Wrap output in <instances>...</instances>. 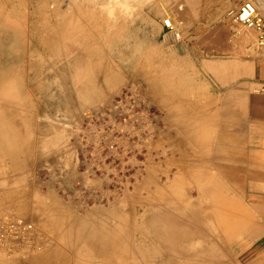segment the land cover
I'll use <instances>...</instances> for the list:
<instances>
[{
	"label": "rangeland",
	"instance_id": "374dc122",
	"mask_svg": "<svg viewBox=\"0 0 264 264\" xmlns=\"http://www.w3.org/2000/svg\"><path fill=\"white\" fill-rule=\"evenodd\" d=\"M186 1L0 0V106L4 107H0V213L13 218H23L25 215L23 219L26 220L27 216L36 228L31 244L27 243L10 252L1 250L0 264H86L88 256L93 264H111L113 261L104 260L103 244L92 243L94 238L103 240L101 229L97 232L94 226L101 222L103 226L114 225V218L111 217L129 214L127 211L139 214L138 211L134 212V208H138L136 201L146 199L156 191L165 196L172 192L181 193L184 194L185 202L189 199L188 202L198 203V189L188 182L201 180L203 183L200 176L191 177L190 174V180H186L188 175L183 178L179 176L178 180L182 181L178 184L179 188L175 187L176 190L168 185L174 178L173 174L178 172L177 165L171 162L179 157V153L173 149L174 143L178 142L175 137H198V134L205 137L202 144L209 146L205 151L206 161L203 156L199 157L200 161L219 185L217 187L221 186L224 192L223 199L218 198L215 203L205 200L202 205H193L200 211L196 221L198 219L199 226L211 223L210 220H204V210L210 206H214L215 210L221 207L227 210L221 214L224 215L221 221L225 222L226 218L230 216L229 219H232V215H235V225L229 229L234 231L230 235L233 239L227 244L220 242L227 228L216 226L213 234L218 235L219 243L211 246L206 241L201 245L214 251V262L207 260L201 251L196 257H173L171 263L251 264L254 257L264 256V217L260 215L264 212V126L260 124V105L264 102V45L256 43L252 31L228 19L226 12L235 0ZM251 1L261 11L264 0ZM107 6L110 8L107 9ZM167 17L174 25L172 31L162 25V20ZM105 48L110 49L109 52ZM229 71L235 76L224 77ZM94 88L97 92H93ZM48 94L51 98L47 97ZM105 96L108 98L105 99ZM95 99L98 103L93 101ZM67 100L72 102L68 104ZM201 100L205 102L202 104ZM229 103L235 104L234 115L229 111ZM169 115L170 118H166ZM230 116L235 122L233 128L228 124V119L232 121ZM46 118L50 120L46 122ZM48 127L51 129L48 130ZM229 129L235 131L237 136H231ZM53 130L56 132L54 138L49 136L54 133ZM44 151L47 155H44ZM51 155H54L53 159ZM207 171L205 173L208 175ZM228 200L235 203L231 206ZM175 206L178 205L175 203ZM20 209L25 213H20ZM52 212L58 217L51 216ZM105 212L111 215L108 220L102 218ZM244 214H247L246 217ZM161 216L166 218L165 214ZM190 220L189 215L188 224L191 228ZM258 225L261 226L259 230ZM195 226L193 230H196V235L191 232V236L188 234L189 239L200 237L202 240L211 236L198 224ZM125 227L126 236L130 234L129 240L133 246H143L144 251H148L155 245V257H160H153L154 260L151 259L147 264L166 260V251L161 247L166 233L159 230L155 234L148 226H141V232L138 230L136 233L134 229ZM139 237L141 240L145 237L142 242L147 244L142 243ZM137 258L143 260L141 256ZM124 260L114 259L113 264H122ZM125 262H133L132 257Z\"/></svg>",
	"mask_w": 264,
	"mask_h": 264
},
{
	"label": "bare ground",
	"instance_id": "6f19581e",
	"mask_svg": "<svg viewBox=\"0 0 264 264\" xmlns=\"http://www.w3.org/2000/svg\"><path fill=\"white\" fill-rule=\"evenodd\" d=\"M186 1V0H185ZM110 2V1H109ZM187 2V1H186ZM113 3V2H112ZM115 3V2H114ZM113 3V4H114ZM106 4H107V2H106ZM110 5H111V7L113 8V6H112V4L110 3ZM1 7V6H0ZM100 7H102V6H100ZM108 7L109 6H107V9H108ZM110 8V7H109ZM2 8H0V10H1ZM2 12V11H1ZM106 12H107V10H106ZM112 12V11H111ZM108 13V12H107ZM127 13V12H126ZM3 16H4V14H3ZM77 16V15H76ZM110 16V15H109ZM113 16V15H112ZM136 16H137V14H136ZM91 18V17H90ZM114 18V17H113ZM113 18H112V20H113ZM135 18V17H134ZM41 19V18H40ZM133 19V18H132ZM77 20V19H76ZM140 20H141V18H140ZM69 21V20H68ZM78 21V20H77ZM133 21V20H132ZM131 21V18H130V22H132ZM70 22H71V20H70ZM76 22V21H75ZM112 22V21H111ZM116 22V21H115ZM114 22V23H115ZM69 23V22H68ZM103 23V22H102ZM113 23V24H114ZM11 24V23H10ZM101 24V23H100ZM108 24V23H107ZM135 25H136V23H135ZM44 26V25H43ZM71 26V25H70ZM75 26V25H74ZM74 26H73V28H74ZM108 26V25H107ZM113 26V25H112ZM109 28V27H108ZM108 28H107V30H108ZM110 28H111V26H110ZM135 28V27H134ZM29 30V29H28ZM63 30V29H62ZM136 30V29H135ZM81 31V30H80ZM106 31V30H105ZM133 31V30H132ZM29 32H30V30H29ZM8 33V32H7ZM53 33H54V31H53ZM75 33V32H74ZM56 34H58V33H56ZM78 34V33H77ZM103 34V33H102ZM30 35V34H29ZM37 35H39V34H37ZM70 35V34H69ZM8 36V35H7ZM6 36V37H7ZM9 36H11V35H9ZM36 36V35H35ZM60 36V35H59ZM73 36V35H72ZM94 36V35H93ZM177 36V35H176ZM113 37V36H112ZM179 37V36H178ZM36 38V37H35ZM58 38V37H57ZM57 38H56V40H57ZM124 38V37H123ZM123 38H120V39H123ZM71 39V38H70ZM96 40V39H95ZM113 40H116V39H113ZM119 40V39H118ZM84 41H86V40H84ZM122 41V40H121ZM114 42V41H113ZM105 43V42H104ZM116 43H117V41H116ZM87 44V43H86ZM89 44V43H88ZM109 44V43H108ZM110 45V44H109ZM111 45H114V44H111ZM56 46H57V44H56ZM70 46H71V44H70ZM105 46H107V45H104V47ZM134 46V45H133ZM100 47V46H99ZM119 47V46H118ZM11 49V48H10ZM105 49H107V48H105ZM95 50V49H94ZM103 50V49H102ZM108 50V49H107ZM110 50V49H109ZM109 50L107 51V52H109ZM138 50V49H137ZM75 51V50H74ZM81 51V50H80ZM120 51V50H119ZM129 51V50H128ZM139 51V50H138ZM76 52V51H75ZM92 52V51H91ZM105 52V51H104ZM130 53H131V50L129 51ZM42 53V52H41ZM1 54V53H0ZM76 54V53H75ZM80 54V53H79ZM84 54V53H83ZM109 54V53H108ZM121 54V53H120ZM138 54V53H137ZM6 54H4V56H5ZM14 55V54H13ZM112 55V54H111ZM130 55V54H129ZM65 56H67V55H65ZM83 56V55H82ZM127 56V55H126ZM153 56V55H152ZM46 57V56H45ZM135 57H136V54H135ZM135 57H134V59H135ZM158 57V56H157ZM7 58V57H6ZM35 58V57H34ZM51 58V57H50ZM66 58V57H65ZM68 58V57H67ZM75 58V57H74ZM73 58V59H74ZM126 58V57H125ZM130 58V57H129ZM128 58V59H129ZM181 58H182V56H181ZM3 59V58H2ZM42 59V58H41ZM40 59V60H41ZM53 59V58H52ZM64 59V58H63ZM70 59V58H69ZM78 59V58H77ZM121 59V58H120ZM123 59V58H122ZM133 59V58H132ZM7 60V59H6ZM51 60V59H50ZM62 60V59H61ZM81 60V59H80ZM115 60H117V59H115ZM141 60V59H140ZM2 61V60H1ZM3 61H4V59H3ZM8 61V60H7ZM70 61V60H69ZM82 61V60H81ZM134 61V60H133ZM63 62V61H62ZM120 62V61H119ZM125 62V61H124ZM0 63H2V62H0ZM5 63V62H4ZM36 63V62H35ZM58 63H60V62H58ZM70 63V62H69ZM103 63V62H102ZM131 63V62H130ZM155 63V62H154ZM13 64H14V62H13ZM37 64V63H36ZM40 64V63H39ZM125 64V63H124ZM163 64V63H162ZM161 64V65H162ZM8 65V64H7ZM6 65V66H7ZM31 65V64H30ZM56 65V64H55ZM71 65H72V63H71ZM129 65V64H128ZM57 66V65H56ZM70 66V65H69ZM134 66V65H133ZM40 67V66H39ZM51 67H54V66H51ZM50 67V68H51ZM58 67V66H57ZM124 67V66H123ZM130 67V66H129ZM129 67L127 68V69H129ZM30 68H32V66L30 67ZM50 68H48V69H50ZM70 68V67H69ZM73 68H75V67H73ZM124 69V68H123ZM130 69H131V67H130ZM169 69H171V68H169ZM29 70H31V69H29ZM36 70V69H35ZM39 70H40V68H39ZM115 70V69H114ZM134 70V69H133ZM167 70V69H166ZM47 71V70H46ZM127 71H129V70H127ZM1 72V71H0ZM37 72V71H36ZM135 72V71H134ZM172 72V71H171ZM131 73H133V71L131 72ZM30 74H32L31 72H30ZM126 74H128V72L126 73ZM136 74H138V73H136ZM163 74V73H162ZM174 74V73H173ZM17 75V74H16ZM19 75V74H18ZM135 75V74H134ZM160 75V74H159ZM172 75V74H171ZM30 76V75H29ZM34 76H36V75H34ZM38 76V75H37ZM36 76V77H37ZM77 76V75H76ZM178 76V75H177ZM42 77V76H41ZM169 77V76H168ZM27 78V77H26ZM47 78V77H46ZM166 78V77H165ZM177 78V77H176ZM97 79V78H96ZM36 80V79H35ZM34 80V81H35ZM164 80V79H163ZM162 80V81H163ZM195 80V79H194ZM193 80V81H194ZM6 81V80H5ZM33 81V80H32ZM31 81V82H32ZM37 81V80H36ZM175 81V80H174ZM192 82V81H191ZM9 83H12L11 81H9ZM14 83V82H13ZM160 83H161V81H160ZM164 83H166V82H164ZM189 83V82H188ZM4 84V83H3ZM27 84V83H26ZM49 85H50V82L48 83ZM73 84V83H72ZM96 84V83H95ZM167 84H169V83H167ZM242 84V83H241ZM28 85V84H27ZM163 85V84H162ZM96 86V85H95ZM94 86V87H95ZM1 87V86H0ZM32 87V86H31ZM33 87H34V85H33ZM49 87V86H48ZM141 87V86H140ZM164 87V86H163ZM189 87V86H188ZM9 88V87H8ZM42 88H44V87H42ZM65 88V87H64ZM76 88V87H75ZM117 88V87H116ZM180 88V87H179ZM2 89V88H1ZM0 89V90H1ZM4 89H6V88H4ZM147 89V88H146ZM181 89H183L182 87H181ZM92 90V89H91ZM94 90H95V88L93 89V92H94ZM186 90H188V89H186ZM4 91H6V90H4ZM9 91V90H8ZM45 91H46V89H45ZM149 91V90H148ZM164 91V90H163ZM190 91H192V90H190ZM246 91V90H245ZM10 92V91H9ZM30 92V91H29ZM95 92H97L96 90H95ZM152 92V91H151ZM188 92V91H187ZM194 92V91H193ZM45 93V92H44ZM52 93V92H51ZM89 93H91L90 92V90H89ZM222 93H224V92H222ZM11 94V93H10ZM70 94V93H69ZM73 94V93H72ZM77 94H78V92H77ZM161 94V93H160ZM176 94V93H175ZM188 94V93H187ZM71 95V94H70ZM100 95V94H99ZM102 95H104V94H102ZM159 95V94H158ZM194 95V94H193ZM243 95V94H242ZM248 95V94H247ZM50 95L48 94L47 95V97H49ZM74 96V95H73ZM80 96V95H79ZM86 96V95H85ZM92 96H93V94H92ZM147 96V95H146ZM43 97V96H42ZM53 97V96H52ZM106 97V98H105ZM104 98L105 99H107L108 97L107 96H105ZM166 97H168V96H166ZM170 97V96H169ZM224 97V96H223ZM49 98H51V96L49 97ZM61 98V97H60ZM77 98V97H76ZM80 98V97H79ZM86 98H91V97H87L86 96ZM93 98H95V97H92V99ZM99 98V97H98ZM152 98H153V96H152ZM177 98V100H178V97H175V99ZM211 98V97H210ZM210 98H208V99H210ZM233 98V97H232ZM235 98V97H234ZM238 98V97H237ZM5 99V98H4ZM82 99V98H81ZM101 99H103L102 97H101ZM100 99V100H101ZM104 99V100H105ZM190 99V98H189ZM188 99V100H189ZM73 100H75V99H73ZM96 100V101H95ZM95 100H93L94 102H96V103H98L97 102V99H95ZM152 100V99H151ZM193 100V99H192ZM200 100V99H199ZM203 100V99H202ZM202 100H201V103H202ZM211 100V99H210ZM209 100V101H210ZM217 100V99H216ZM8 101V100H7ZM68 101H70V100H67V102ZM78 101V100H77ZM158 101V100H157ZM194 101V100H193ZM72 102V101H71ZM71 102H68V104H70ZM75 102H76V100H75ZM103 102V101H102ZM154 102V101H153ZM156 102V101H155ZM166 102V101H165ZM195 102V101H194ZM193 102V103H194ZM205 102V101H204ZM203 102V103H204ZM215 102V101H214ZM218 102V101H217ZM238 102V101H237ZM88 104V106H89V100H88V102H87ZM200 103V104H201ZM202 103V104H203ZM208 103V102H207ZM220 103V102H219ZM232 103V102H231ZM45 104V103H44ZM156 104V103H155ZM166 104V103H165ZM172 104V103H171ZM174 104V103H173ZM176 104V103H175ZM195 104H196V102H195ZM199 104V105H200ZM212 104V103H211ZM217 104V103H216ZM243 104V103H242ZM7 105V104H6ZM57 105V104H56ZM59 105V104H58ZM65 105H66V102H65ZM65 105H64V107H65ZM72 105H74V104H72ZM94 105H96V104H94ZM179 105V104H178ZM213 105V104H212ZM229 105V111H230V113L232 114V115H234V113H235V111H236V108H235V104L233 105V104H228ZM238 105V104H237ZM10 106V105H9ZM12 106V105H11ZM50 106V105H49ZM76 106V105H75ZM79 106H80V104H79ZM90 106H92V105H90ZM98 106H99V104H98ZM195 106H198V105H195ZM0 107H2V106H0ZM58 107H60V106H58ZM70 107V106H69ZM176 107H177V105H176ZM201 107H204L203 105L201 106ZM206 107H209V106H206ZM2 108H4V107H2ZM2 108H0V109H2ZM10 108V107H9ZM81 108V107H80ZM79 108V109H80ZM83 108V107H82ZM98 108V107H97ZM112 108V107H111ZM195 108V107H194ZM238 108V107H237ZM239 108H240V106H239ZM244 108V107H243ZM246 108V107H245ZM21 109V108H20ZM168 109V108H167ZM174 109H175V107H174ZM210 109V108H209ZM215 109V108H214ZM213 109V110H214ZM25 110V109H24ZM66 110V109H65ZM64 110V111H65ZM87 110V109H86ZM172 110H173V108H172ZM178 110V109H177ZM206 110V109H205ZM224 110V109H223ZM226 110V109H225ZM8 111V110H7ZM163 111V110H162ZM211 111V110H210ZM215 111V110H214ZM1 112V111H0ZM176 112V111H175ZM196 112V111H195ZM227 112V111H226ZM5 113V112H4ZM14 113V112H13ZM198 113V112H197ZM208 113H210V112H208ZM213 113V112H212ZM221 113H222V111H221ZM224 113V112H223ZM228 113V112H227ZM26 114V113H25ZM171 114V113H170ZM195 114V113H194ZM18 115V114H17ZM27 115V114H26ZM48 115V114H47ZM53 115V114H52ZM106 115V114H105ZM243 115V114H242ZM33 116V115H32ZM178 116H182V115H178ZM201 116V115H200ZM25 117V116H24ZM35 117V116H34ZM53 117V116H52ZM66 117H67V115H66ZM75 117V116H74ZM138 117V116H137ZM204 117V116H203ZM231 117V119H232V121H230V119H228L229 120V122H228V124L229 125H232L230 128H233L235 125H233V123H235V122H233V117L232 116H230ZM55 118V117H54ZM164 118H165V116H164ZM166 118H170V115H169V117H166ZM178 119H180L181 117H177ZM188 118V117H187ZM205 118V117H204ZM207 118V117H206ZM205 118V119H206ZM7 119V118H6ZM25 119H28L29 120V118H26L25 117ZM64 119H67V118H64ZM172 119H174V118H172ZM182 119V118H181ZM48 120H50V119H48ZM47 120V118H46V122L48 121ZM51 120H53V119H51ZM170 120V119H169ZM175 120V119H174ZM195 120V119H194ZM213 120V119H212ZM24 121V120H23ZM60 121V119L58 120V122ZM62 121V120H61ZM73 121H75V119L73 120ZM180 121V120H179ZM178 121V122H179ZM190 121V120H189ZM205 121H207V120H205ZM5 122V121H4ZM51 122V121H50ZM50 122H48V123H50ZM53 122V121H52ZM181 122V121H180ZM186 122V121H185ZM188 122V121H187ZM191 122V121H190ZM193 122V121H192ZM219 122V121H218ZM22 123H24V122H22ZM29 123V122H28ZM38 123V122H37ZM36 123V125L38 126V124ZM75 123V122H74ZM168 123V122H167ZM182 123H184V122H182ZM1 124V123H0ZM4 124V123H3ZM42 124V123H41ZM47 124V123H46ZM53 124H55V123H53ZM52 124V125H53ZM65 124V122L62 124V125H64ZM69 124V123H68ZM169 124V123H168ZM23 125V124H22ZM21 125V126H22ZM35 125V126H36ZM67 125V124H66ZM72 125H73V123H72ZM171 125V124H170ZM178 125V124H177ZM189 125V124H188ZM191 126H192V124H190ZM36 126V127H37ZM41 126V125H40ZM47 126V125H46ZM49 126H51V125H49ZM68 126V125H67ZM66 126V127H67ZM74 126V125H73ZM118 126V125H117ZM121 126V125H120ZM119 126V127H120ZM174 126H176V125H174ZM186 126V125H185ZM196 126V125H195ZM208 126V125H207ZM219 126V125H218ZM246 126V125H245ZM6 127V126H5ZM32 127V126H31ZM52 127V126H51ZM51 127H48V130H49V128L51 129ZM54 127V126H53ZM122 127V126H121ZM171 127H172V125H171ZM189 127V126H188ZM29 128V127H28ZM38 128H40V127H38ZM42 128V127H41ZM57 128H60L59 126L57 127ZM63 128V127H62ZM123 128V127H122ZM185 128V127H184ZM195 128V127H194ZM220 128V127H219ZM227 128V127H226ZM237 128V127H236ZM240 128V127H239ZM3 129V128H2ZM6 129H8V128H6ZM32 129V128H31ZM55 129V128H54ZM65 129V128H64ZM63 129V130H64ZM182 129V128H181ZM207 129V128H206ZM210 129V128H209ZM4 130H5V128H4ZM25 130V129H24ZM154 130V129H153ZM176 130V129H175ZM226 130V129H225ZM238 130V129H237ZM6 131V130H5ZM9 131V130H8ZM29 131H30V129H29ZM38 131V130H37ZM47 131V130H46ZM54 131V130H53ZM66 131H68V130H66ZM88 131H90V130H88ZM94 131V130H93ZM179 131H180V129H179ZM195 131V130H194ZM210 131V130H209ZM219 131V130H218ZM229 131H230V135L231 136H237V135H235V131L234 132H232L231 131V129H229ZM243 131V130H242ZM35 132V131H34ZM72 132V131H71ZM74 132V131H73ZM223 132V131H222ZM24 133H25V131H24ZM41 133H43V131L41 132ZM50 133V132H49ZM56 132L54 131V133L52 132V134L50 135L49 134V136H54V134H55ZM67 133H69V132H67ZM217 133V132H216ZM2 134V133H1ZM7 134H9V133H7ZM238 134V133H237ZM43 135V134H42ZM41 135V136H42ZM214 135V134H213ZM8 136H11V135H8ZM28 136V135H27ZM40 136V135H39ZM55 136H56V134H55ZM61 136H63V135H61ZM177 136V135H176ZM202 135L201 134H198V137H175L176 139H177V143L175 142L174 143V146H173V149L174 150H176L178 153H179V157L178 158H176V159H173V160H171V162H173V164H175V165H177V168H178V172H177V170H174V172L176 171L177 173L175 174H173V176H174V178L173 179H171V181L169 182V184L168 185H170L171 187H173V188H175V187H178V184L182 181H179L178 180V177L179 176H181L182 175V178L184 177V175H188V177H187V179L186 178H184V179H186V180H190L189 178H191V177H198V176H200L201 177V179L203 180V183L201 182V180L200 181H198V182H196V181H190V182H188L190 185H192V186H195L198 190V196L199 197H197V196H194V197H197L198 199L197 200H199L198 201V203H193V202H188V200L189 199H187V202H185L184 200H183V197H184V194H181V193H168L166 196L165 195H162L161 194V192H153V194L152 195H150L149 197H147L146 199H143V200H139L138 199V201H134L136 204H137V206H138V208L136 207V208H134V212H136V211H138L139 212V214H136V213H131L130 211H127L129 214H118V215H113L111 218H114V225H107V226H103L102 224V222L100 223V225H97V226H94L93 228L98 232V229H101L100 230V235L103 237V240H100V241H97L96 240V238H94L93 240H92V243H101V244H103L102 245V247H103V250H104V260L106 259V260H108V261H113L111 264H113L114 263V259H117V258H120V259H125L123 262H125L126 261V259H130L131 257H132V259H133V262H131V263H128V262H125V263H123L122 262V264H147L148 262H150V260L151 259H153V257H155V255L157 254L156 252H157V249L154 247L155 245H152L151 247H150V250H148V251H144V248H143V246H138V247H136V246H133V243H131V240H129V233L127 234V236H126V231H125V228L127 229V227H125V226H128V227H130V228H132V229H134V231L136 232V231H140L141 229H142V227H144V226H148V228H151L154 232H155V234L156 233H158V231L160 230L161 232H164V233H166V235H165V237H163L162 239V243H161V247H162V249L164 250V251H166V260L164 261V262H161V263H157V264H172L171 262H173V260H172V258L173 257H175V258H177V256H181V258H186V257H196V256H199V254L201 253V251H202V253L205 255V258L207 259V260H209V261H213L214 259H215V257H216V255L214 254V251L212 250V249H209L208 247H203V246H201L202 244H204L206 241H208L209 242V245H211V246H214V245H216V243H219V239L216 237V235L215 234H213V233H215V227L216 226H218V227H220V226H225L226 228H227V230L226 231H224L223 232V237H222V240L220 241V242H222V243H229V242H231V240L233 239L230 235H232V232L234 233V231H230L229 229H230V226L231 225H235V221H234V219H235V215H232V219H229V217L228 218H226L227 219V221H221V219L220 218H222V217H224V215H221V214H225L226 213V211L227 210H225V209H222L221 207L220 208H218L217 210H215L214 209V206L212 207V206H210L209 208H206L204 211L206 212L205 213V215H204V220H208V222H209V220L211 221V223H205V224H201L200 226H199V221H198V219H197V221H198V223H197V221H196V218H197V216L199 215V212L197 211V206H193V205H195V204H201L202 205V202H204L205 203V200H207L208 201V203L210 202L211 204H212V202L213 203H215L217 200H218V198H220V199H223L222 198V193L224 192H222V190H221V186L220 187H217V186H219V185H217V183H215V181H213V177H211L212 175L209 173V171H207L206 170V167L204 166V165H202V163H201V159L199 158L200 156H203V158L205 159L206 158V152L205 151H207V149H208V147L209 146H206V145H203L202 144V142L204 141V138L205 137H201ZM215 136H216V134H215ZM215 136H214V138H215ZM5 137V136H4ZM12 137V136H11ZM23 137V136H22ZM37 137V136H36ZM65 137V136H64ZM63 137V138H64ZM44 138H49V140L51 139V137H45L44 136ZM54 138V137H53ZM58 138V137H57ZM61 138V137H60ZM59 138V139H60ZM212 138V137H211ZM213 138V139H214ZM227 138V137H226ZM28 139V138H27ZM26 139V140H27ZM35 139H37V138H35ZM59 139H57V141L59 140ZM68 139V138H67ZM212 139V140H213ZM216 139V138H215ZM224 139L225 138H223V141H224ZM41 140H44V139H41ZM40 140V141H41ZM48 140V139H47ZM48 140V141H49ZM172 140V139H171ZM180 140V141H179ZM25 141V140H24ZM39 141V140H38ZM39 141V142H40ZM45 141H46V139H45ZM47 141V142H48ZM62 141V140H61ZM149 141V140H148ZM216 141V140H215ZM222 141V142H223ZM28 142V141H27ZM44 142V141H43ZM51 142H53L52 140H51ZM66 142V141H65ZM151 142V141H150ZM244 142V141H243ZM42 143V142H41ZM40 143V144H41ZM45 143V142H44ZM44 143H42V144H44ZM68 143V142H67ZM73 143V142H72ZM215 143V142H214ZM213 143V144H214ZM217 143H219V142H217ZM236 143H237V141H236ZM50 144V143H49ZM60 144V142L57 144V145H59ZM71 144V143H70ZM69 144V145H70ZM234 144V143H233ZM242 144V143H241ZM36 145H38V144H36ZM50 145H52V144H50ZM49 145V146H50ZM222 145V144H221ZM243 145V144H242ZM35 146V145H34ZM38 146H40V145H38ZM53 146V145H52ZM224 146V145H223ZM233 146H235V145H233ZM46 147H48V145L46 146ZM51 147V146H50ZM57 147V146H56ZM64 146L62 145V148H63ZM214 146H212V148H213ZM221 147V146H220ZM228 146H226V148H227ZM41 148V147H40ZM40 148H39V150H40ZM59 148H60V146H59ZM62 148H61V150H62ZM67 148H69V147H67ZM72 148V147H71ZM229 148H231V146L229 147ZM237 148H239V147H237ZM236 148V149H237ZM34 149V148H33ZM54 149V148H53ZM151 149V148H150ZM172 149V148H171ZM217 150H218V148H216ZM225 149V148H224ZM228 149V148H227ZM227 149H226V152H227ZM51 150H52V148H51ZM70 150V149H69ZM239 150V149H238ZM53 151V150H52ZM57 151H59L58 149H57ZM57 151H55V153L57 152ZM230 151V150H229ZM38 152H40V151H38ZM47 152H48V150H47ZM54 152V151H53ZM66 152V151H65ZM69 152V151H68ZM217 153L218 152H222V151H216ZM44 153V155L46 154L45 153V151L43 152ZM50 154H51V152H49ZM59 152H57L56 154H58ZM61 153V152H60ZM212 153V152H211ZM245 153V152H244ZM152 154V153H151ZM154 154V153H153ZM173 154H174V152H173ZM177 154V153H176ZM223 155H224V153H222ZM43 155V154H42ZM47 155V154H46ZM58 155H60V154H58ZM58 155L57 156H55V157H58ZM62 156H63V154H61ZM66 155V154H65ZM68 155V154H67ZM66 155V156H67ZM70 155H72V154H70ZM232 155V154H231ZM54 157V155H51L50 157H51V159H53V157ZM69 156V155H68ZM49 157V156H48ZM49 157V158H50ZM237 157V156H236ZM34 158H36V157H34ZM42 158V157H41ZM40 158V159H41ZM46 158V157H45ZM69 158H70V156H69ZM235 158V157H234ZM47 159V158H46ZM55 159V158H54ZM207 159V158H206ZM206 159L204 160V161H206ZM221 159V158H220ZM245 159H246V156H245ZM244 159V160H245ZM34 160V159H33ZM37 160H39V158L37 159ZM37 160H35V163H36V161ZM55 160H58V159H55ZM60 160V159H59ZM58 160V162H60ZM218 160H219V158H218ZM239 160H241V159H239ZM44 161V160H43ZM42 161V162H43ZM208 161H210V160H208ZM223 161V160H222ZM233 161V160H232ZM34 162V161H33ZM62 162V161H61ZM142 162H144V160L142 161ZM169 162V161H168ZM216 163H217V161H215ZM57 163V162H56ZM147 163V162H146ZM213 163H214V161H213ZM243 163V162H242ZM33 164V163H32ZM52 164V163H51ZM53 164H54V162H53ZM52 164V165H53ZM61 164V163H60ZM65 164H66V162H65ZM172 164V163H171ZM206 164V163H205ZM245 164V163H244ZM38 165H40V164H38ZM57 165V164H56ZM211 165H213V164H211ZM30 166H32V165H30ZM140 166V165H139ZM67 167V166H66ZM65 167V168H66ZM217 167V166H216ZM223 167V166H222ZM163 168V167H162ZM172 168H173V166H172ZM230 168H232V167H230ZM240 168H242V167H240ZM58 169V168H57ZM176 169V168H175ZM71 170V169H70ZM139 170H140V168H139ZM170 170V169H169ZM74 171V170H73ZM172 171V170H171ZM205 171H207V173H208V175L205 173ZM53 172V171H52ZM66 172V171H65ZM68 172V171H67ZM71 172V171H70ZM89 172V171H88ZM150 172V171H149ZM153 172V171H152ZM212 172V171H211ZM216 172V171H215ZM234 172V171H233ZM232 172V173H233ZM56 173V172H55ZM62 173V172H61ZM61 173H60V175H61ZM146 173V172H145ZM64 174V173H63ZM141 174V173H140ZM139 174V175H140ZM152 174V173H151ZM161 174V173H160ZM166 174V173H165ZM191 174V177L189 176ZM85 175V174H84ZM137 175V174H136ZM222 175V174H221ZM61 176H63V175H61ZM60 176V177H61ZM73 176V175H72ZM80 176V175H79ZM135 176V175H134ZM153 176H155V175H153ZM171 176V175H170ZM223 176V175H222ZM157 177V176H156ZM169 177V176H168ZM215 177V176H214ZM218 177V176H217ZM216 177V178H217ZM62 178V177H61ZM170 178V177H169ZM180 178V177H179ZM71 179V178H70ZM135 179V178H134ZM149 179V178H148ZM161 179V178H160ZM147 180V179H146ZM247 180V179H246ZM137 181V180H136ZM135 181V182H136ZM149 181V180H148ZM157 181V180H156ZM185 181V180H184ZM183 181V182H184ZM238 181V180H237ZM240 181V180H239ZM106 182V181H105ZM130 182V181H129ZM152 182V181H151ZM155 182V181H154ZM186 182V181H185ZM221 182V181H220ZM107 183V182H106ZM126 183H128V181L126 182ZM160 183V182H159ZM159 183H157V184H159ZM229 183H230V181H229ZM60 184H62V183H60ZM88 184V183H87ZM186 184V183H185ZM189 184H186L187 186H189ZM209 185V187L207 186V185ZM220 184V183H219ZM232 184V183H231ZM81 185V184H80ZM85 185V184H84ZM90 185V184H89ZM180 185V184H179ZM183 185H184V183H183ZM206 185V187H203V186H205ZM229 185V184H228ZM152 186V185H151ZM162 186H163V183H162ZM165 186H167L166 184H165ZM164 186V187H165ZM243 186V185H242ZM107 187V186H106ZM47 188V187H46ZM115 188V187H114ZM157 188H159V186L157 187ZM168 188H169V186H168ZM179 188V187H178ZM182 188V187H181ZM180 188V189H181ZM206 188H208V190L206 189ZM223 188V187H222ZM228 188L230 189V187L228 186ZM212 189V191H210ZM46 190H49V189H46ZM100 190V189H99ZM174 190H176V188L174 189ZM183 190V189H182ZM195 190V189H194ZM206 190H207V192H206ZM232 190L234 191V190H236V189H234V188H232ZM231 190V191H232ZM76 191H78V190H76ZM111 191V190H110ZM116 191V190H115ZM164 191V190H163ZM177 191H179L178 189H177ZM181 191V190H180ZM186 191V190H185ZM188 191V190H187ZM197 191H196V193H197ZM217 191H220L219 193H217ZM99 192H101V191H99ZM102 192H104V191H102ZM114 192V191H113ZM133 192V191H132ZM189 192V191H188ZM109 193H111V192H109ZM122 193V192H121ZM131 193V192H130ZM165 193V192H164ZM206 193H207V195H206ZM75 194V193H74ZM89 194V193H88ZM108 194V193H107ZM106 194V195H107ZM186 194V193H185ZM241 194V193H240ZM138 195V194H137ZM192 195H194V194H192ZM196 195V194H195ZM9 196V195H8ZM53 196V195H52ZM96 196V195H95ZM118 197V196H117ZM129 197V196H128ZM9 198V197H8ZM101 198V197H100ZM189 198H190V194H189ZM193 197H191L190 199H192ZM57 199H59V198H57ZM242 199V198H241ZM8 200V199H7ZM53 200V199H52ZM195 200H196V198H195ZM204 200V201H203ZM243 200V199H242ZM241 200V201H242ZM31 201V200H30ZM58 202V201H57ZM64 202V201H63ZM132 202V201H131ZM224 202V201H223ZM226 202V201H225ZM230 203L231 204V206H232V204H234L235 202H233V201H231V200H228L227 201V203ZM55 203H56V201H55ZM54 203V204H55ZM66 203V202H65ZM64 203V204H65ZM73 202H71V204H72ZM112 203V202H111ZM175 203L178 205V206H175ZM186 204V206H183V205H185ZM188 203V204H187ZM244 203V202H243ZM69 204V202L67 203V205ZM80 204V203H79ZM121 204H123L122 202H121ZM223 204V203H222ZM225 204V203H224ZM24 205V204H23ZM59 205H61L60 204V202H59ZM66 204H65V206H67ZM93 205V204H92ZM133 205V204H132ZM154 205L156 206V207H154ZM56 206H57V204H56ZM103 206V205H102ZM125 206V205H124ZM123 206V207H124ZM130 206V205H129ZM235 206V205H234ZM233 206V207H234ZM18 207H19V205H18ZM26 207V206H25ZM128 207V206H127ZM154 207V208H153ZM226 207V206H225ZM28 208V207H27ZM40 208V207H39ZM63 208H65L64 207V205H63ZM69 208V207H68ZM72 208V207H71ZM264 208V207H263ZM33 209V208H32ZM66 209V208H65ZM109 209V208H108ZM129 209H130V207H129ZM240 209V208H239ZM239 209H237V210H239ZM15 210V209H14ZM21 210V209H20ZM68 210V209H67ZM221 210H223V211H221ZM230 210V209H229ZM236 210V209H235ZM28 211V210H27ZM30 211V210H29ZM28 211V212H29ZM64 211V210H63ZM69 211V210H68ZM74 211V210H73ZM108 211V210H107ZM110 211H111V208H110ZM116 211V210H115ZM148 211V212H147ZM20 213H25L24 212V210L22 211H19ZM40 212H41V210H40ZM67 212V211H66ZM76 212V211H75ZM112 212V211H111ZM231 212V211H230ZM234 212H236V211H234ZM242 212V211H241ZM261 212V211H260ZM68 213V212H67ZM85 213H87V212H85ZM91 213H92V211H91ZM97 213V212H96ZM110 213V212H109ZM149 213V214H148ZM29 214V213H28ZM27 214V215H28ZM31 214H32V212H31ZM34 214V213H33ZM41 214V213H40ZM52 214H53V216L54 217H58V216H56V214L54 215V213L52 212L51 213V216H52ZM66 214V213H65ZM88 214V213H87ZM87 214H85V216L87 215ZM105 215H103L102 216V218L104 219V220H108L109 219V217L111 216L110 214H108L107 212H105L104 213ZM135 214V216H131V215H134ZM162 214H165L166 215V218H162ZM14 215V214H13ZM12 215V216H13ZM43 215V214H42ZM58 215V214H57ZM70 215V214H69ZM73 215V214H72ZM76 216H77V214H75ZM79 215V214H78ZM91 215V214H90ZM89 215V216H90ZM93 215H95V211H94V214ZM97 215V214H96ZM189 215L191 216V223H190V225H192L191 226V228H190V226H189V224H188V221H189ZM243 215V214H242ZM245 215V214H244ZM247 215V214H246ZM246 215H245V217H246ZM262 217H264V212H261V214H260ZM19 216V215H18ZM25 216V215H24ZM24 216H23V218H24ZM32 216V215H31ZM31 216H30V218H31ZM50 216V215H49ZM65 216V215H64ZM63 216V217H64ZM81 216V215H80ZM83 216V215H82ZM99 216V215H98ZM98 216H96V217H98ZM53 217V218H54ZM67 217V216H66ZM75 217V216H74ZM200 217V216H199ZM20 218V217H19ZM22 218V219H23ZM34 218V217H33ZM71 218V217H70ZM73 218V217H72ZM71 218V219H72ZM77 218H79V216L77 217ZM110 218V219H111ZM25 219V218H24ZM46 219H48V218H46ZM56 219V218H55ZM55 219L53 220V222L55 221ZM75 219V218H74ZM86 219H88V218H86ZM201 219H202V217H201ZM225 219V220H226ZM58 220V219H57ZM56 220V221H57ZM76 220V219H75ZM79 220V219H78ZM25 221H27L28 222V219H27V216H26V220ZM33 221H35V220H33ZM111 221H113V220H111ZM36 222V221H35ZM50 222V221H49ZM52 222V223H53ZM64 222V221H63ZM67 222H69V220L67 221ZM76 222H77V220H76ZM81 222H83L82 220H81ZM81 222H78V223H81ZM30 223H32V221H30ZM42 223H44V222H42ZM51 223V222H50ZM85 222H83V224H84ZM246 223H247V221H246ZM41 224V223H40ZM69 224V223H68ZM82 224V223H81ZM80 224V225H81ZM82 224V225H83ZM88 224V223H87ZM93 224V223H92ZM108 224V223H107ZM178 224H180V226H178ZM196 224H198V226L199 227H201V228H203V229H206L207 230V232L206 233H209L211 236H208V238L206 239V237H205V239H202L201 240V238L199 237V238H188V234H190V236L192 235L191 234V232L194 234V235H196V230H193V228H196ZM32 225H33V223H32ZM53 225V224H52ZM56 225V224H55ZM54 225V226H55ZM70 225V224H69ZM58 226V225H57ZM142 226V227H141ZM259 227L257 228V230H259L260 229V225H258ZM33 227H34V225H33ZM47 227V226H46ZM56 227V226H55ZM58 227H60V226H58ZM75 227V225L73 226V228ZM245 227H247V226H245ZM244 227V228H245ZM254 227H256L255 225H253V227L252 228H254ZM49 228V230H50V227H48ZM145 228V227H144ZM243 228V229H244ZM38 229H40L39 227H38ZM37 229V230H38ZM82 229V228H81ZM167 231H166V230ZM255 229V228H254ZM62 230V229H61ZM61 230H59V231H61ZM146 230V229H145ZM219 230H221V229H219ZM218 230V231H219ZM224 230V229H223ZM77 230H74V232H76ZM142 231H144V229L142 230ZM217 231V230H216ZM250 231H251V229H250ZM36 232V228H35V230H34V233ZM41 232V231H40ZM54 231H52V233H53ZM81 232V231H80ZM125 232V233H124ZM141 232V231H140ZM198 232V231H197ZM41 233H43V232H41ZM61 233H62V231H61ZM137 233V232H136ZM222 233V232H221ZM220 233V234H221ZM241 233V232H240ZM45 234V233H44ZM239 234V233H238ZM238 234H236V235H238ZM41 235V234H40ZM50 235V234H49ZM55 235V234H54ZM78 235V234H77ZM215 235V236H214ZM38 236V235H37ZM43 236V235H42ZM144 236V235H143ZM218 236V235H217ZM57 237V236H56ZM147 237V236H146ZM34 238V237H33ZM60 238V237H59ZM64 238V237H63ZM140 238V237H139ZM217 238V239H216ZM45 239V238H44ZM73 239H75L74 237H73ZM144 239H145V237H144ZM144 239H142V240H144ZM149 239V238H148ZM147 239V240H148ZM237 239V238H236ZM48 240V239H47ZM66 240H68V239H66ZM134 240H135V238H134ZM140 240H141V238H140ZM142 240H141V242H142ZM153 240V239H152ZM45 241V240H44ZM136 241V240H135ZM134 241V242H135ZM241 241V240H240ZM41 242H43V241H41ZM55 242V241H54ZM58 242V241H57ZM145 242V241H144ZM144 242H142V243H144ZM30 243V242H29ZM40 243V242H39ZM50 243V242H49ZM61 244H62V242H60ZM59 243V244H60ZM71 243V242H70ZM81 243V242H80ZM135 243H137V242H135ZM140 243V242H139ZM138 243V244H139ZM146 243V242H145ZM155 243H156V241H155ZM236 243V242H235ZM240 243V242H239ZM31 244V243H30ZM36 244H38V243H36ZM60 244V245H61ZM147 244V243H146ZM158 244V243H157ZM238 244V243H237ZM40 245V244H39ZM43 245V244H42ZM69 245V244H68ZM71 245H72V243H71ZM79 245V244H78ZM81 245V244H80ZM140 245V244H139ZM208 245V244H207ZM220 246H223V245H221V244H219ZM235 245V244H234ZM31 246V245H30ZM29 246V247H30ZM61 246H63V244L61 245ZM73 246V245H72ZM75 246V245H74ZM159 246V245H158ZM37 247H38V245H37ZM50 247V246H49ZM69 247H70V245H69ZM84 247V246H83ZM145 247V246H144ZM160 247V246H159ZM34 248V247H33ZM36 248V247H35ZM41 248V247H40ZM47 248V247H46ZM65 248H67L66 246H65ZM79 248V247H78ZM146 248V247H145ZM158 248V247H157ZM208 248V249H207ZM42 249V248H41ZM69 249V248H68ZM74 249V248H73ZM76 249V248H75ZM147 249H148V247H147ZM226 249V248H225ZM34 250V249H33ZM57 250V249H56ZM78 250V249H77ZM90 250V249H89ZM163 250H162V252H163ZM28 251V250H27ZM152 251V252H151ZM159 251V250H158ZM19 252V251H18ZM26 252V251H25ZM32 252V251H31ZM34 252V251H33ZM78 252H79V250H78ZM88 252V251H87ZM90 252V251H89ZM149 252V253H148ZM17 253V252H16ZM22 253H23V251H22ZM38 253H39V250H38ZM71 253V252H70ZM76 253V252H75ZM100 253V252H99ZM148 253V254H147ZM178 255H177V254ZM15 254V253H14ZM97 254V253H96ZM165 254V253H164ZM202 254V255H203ZM24 255H25V253H24ZM28 255V254H27ZM77 255V254H76ZM78 256V255H77ZM93 256V255H92ZM94 256H96V255H94ZM101 256V255H100ZM137 256H141L142 258H143V260H140V259H138L137 258ZM165 256V255H164ZM251 256V255H250ZM103 257V256H102ZM160 257V256H159ZM159 257H155V258H159ZM180 258V259H181ZM248 258V257H247ZM145 259H147V261L145 260ZM94 260V259H93ZM154 260V259H153ZM159 260V259H158ZM202 260V259H201ZM249 260V259H248ZM256 260V259H255ZM183 261V260H182ZM119 262V261H118ZM158 262V261H157ZM180 262V261H179ZM202 262V261H201ZM214 262V261H213ZM227 262V261H226ZM98 263V262H97ZM104 263V262H103ZM181 263V262H180ZM86 264H93V261H92V259L91 258H89V256H88V259H87V262H86ZM99 264V263H98ZM121 264V263H120ZM154 264V263H153Z\"/></svg>",
	"mask_w": 264,
	"mask_h": 264
},
{
	"label": "built area",
	"instance_id": "2783aa9c",
	"mask_svg": "<svg viewBox=\"0 0 264 264\" xmlns=\"http://www.w3.org/2000/svg\"><path fill=\"white\" fill-rule=\"evenodd\" d=\"M226 15L231 21L252 31L258 45H264V19L253 1L235 0ZM162 25L169 31L174 29L172 20L168 17L162 20ZM34 230L29 221L0 213V251L10 252L29 243L35 235Z\"/></svg>",
	"mask_w": 264,
	"mask_h": 264
},
{
	"label": "crops",
	"instance_id": "0c3cea01",
	"mask_svg": "<svg viewBox=\"0 0 264 264\" xmlns=\"http://www.w3.org/2000/svg\"><path fill=\"white\" fill-rule=\"evenodd\" d=\"M260 13L262 14L263 19H264V4L261 6ZM223 76L229 78V77H234L235 74L234 73L231 74L230 71H229L226 74H224ZM243 76H245V74H243ZM218 77H220V75H218ZM188 115H191V113L188 114ZM216 116L218 117L219 113H217ZM188 118H190V117H188ZM260 124L262 126H264V102L261 103V105H260ZM251 264H264V256L263 257L262 256L254 257L252 259V263Z\"/></svg>",
	"mask_w": 264,
	"mask_h": 264
}]
</instances>
